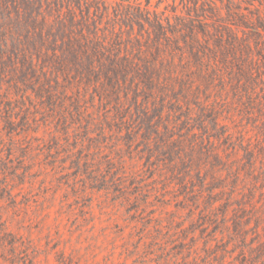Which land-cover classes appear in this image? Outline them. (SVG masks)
Here are the masks:
<instances>
[{
	"label": "trees",
	"instance_id": "1",
	"mask_svg": "<svg viewBox=\"0 0 264 264\" xmlns=\"http://www.w3.org/2000/svg\"><path fill=\"white\" fill-rule=\"evenodd\" d=\"M33 102L102 109L169 167L210 240L222 229L238 264H264V0H0L9 131Z\"/></svg>",
	"mask_w": 264,
	"mask_h": 264
},
{
	"label": "rangeland",
	"instance_id": "2",
	"mask_svg": "<svg viewBox=\"0 0 264 264\" xmlns=\"http://www.w3.org/2000/svg\"><path fill=\"white\" fill-rule=\"evenodd\" d=\"M34 104L13 109L15 131L0 109V264L239 263L238 243L222 229L210 240L201 206L141 139L103 123L102 109L79 120Z\"/></svg>",
	"mask_w": 264,
	"mask_h": 264
}]
</instances>
